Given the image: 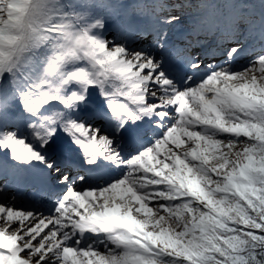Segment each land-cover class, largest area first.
Here are the masks:
<instances>
[{
  "label": "snow or ice",
  "instance_id": "obj_1",
  "mask_svg": "<svg viewBox=\"0 0 264 264\" xmlns=\"http://www.w3.org/2000/svg\"><path fill=\"white\" fill-rule=\"evenodd\" d=\"M126 7L0 0V264H264V0Z\"/></svg>",
  "mask_w": 264,
  "mask_h": 264
},
{
  "label": "rangeland",
  "instance_id": "obj_2",
  "mask_svg": "<svg viewBox=\"0 0 264 264\" xmlns=\"http://www.w3.org/2000/svg\"><path fill=\"white\" fill-rule=\"evenodd\" d=\"M162 2V0H115V2L127 5L125 9L126 15L132 17V18H137L142 19L143 21H147L146 19L149 20V22H152L154 12H160L161 9H155L153 10L150 7H145L146 5L150 4H157L159 2ZM167 0H165L166 2ZM215 5L213 8L209 10L208 14L213 17L214 19L216 18L217 20H222L226 16H228L231 12L232 9L228 7L229 4L234 3V2H239V0H173L174 3L178 4L180 6V10L176 9V14H179L178 16L182 19L185 20L182 23H177L173 28L169 30V35L170 38L173 42L179 43L183 42L180 37L175 38V33L180 31L181 27L185 26L187 27L189 24L188 22L190 21H200L199 17L197 16V12L200 13L204 11L207 8V5L209 2H213ZM244 2L250 3V4H257L259 3V0H244ZM164 3V2H163ZM168 4V3H166ZM172 11V10H171ZM249 14L253 16V14H257V18L254 17H249L251 21H254L255 24L258 26L259 23V18H260V10L258 7L252 9ZM187 21V22H186ZM184 27V29H185ZM253 33H258V27L255 32Z\"/></svg>",
  "mask_w": 264,
  "mask_h": 264
},
{
  "label": "bare ground",
  "instance_id": "obj_3",
  "mask_svg": "<svg viewBox=\"0 0 264 264\" xmlns=\"http://www.w3.org/2000/svg\"><path fill=\"white\" fill-rule=\"evenodd\" d=\"M120 11L122 12V13H125V9H120ZM216 19V18H215ZM202 27V29H201V31H200V34L198 35V37H203L204 36V34H205V31H206V33H208L209 35H206V37L209 39V38H211L212 36H214L213 34H211V33H209L206 29H205V27H206V25H203V26H201ZM218 34V33H217ZM253 39V40H252ZM250 43L252 44V48H250V51L251 50H255V51H259V48H258V46H257V44H259V42H258V39H256L255 41H254V38L252 37L251 38V41H250Z\"/></svg>",
  "mask_w": 264,
  "mask_h": 264
}]
</instances>
